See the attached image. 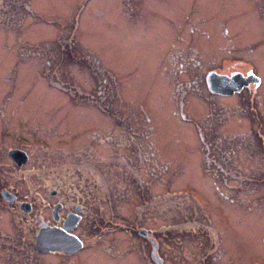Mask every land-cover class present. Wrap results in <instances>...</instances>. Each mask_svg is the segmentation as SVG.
<instances>
[{"label":"rangeland","instance_id":"1","mask_svg":"<svg viewBox=\"0 0 264 264\" xmlns=\"http://www.w3.org/2000/svg\"><path fill=\"white\" fill-rule=\"evenodd\" d=\"M247 1L0 0V178L52 199L27 169L89 147L110 198L78 225L90 245L80 264H157L141 229L165 264H264V117L254 96L206 86L244 45L264 67V0ZM9 147L29 151L24 176ZM75 168L46 175L68 181ZM4 205L0 236H18ZM10 250L0 264H23Z\"/></svg>","mask_w":264,"mask_h":264},{"label":"flooded vegetation","instance_id":"2","mask_svg":"<svg viewBox=\"0 0 264 264\" xmlns=\"http://www.w3.org/2000/svg\"><path fill=\"white\" fill-rule=\"evenodd\" d=\"M247 2L249 4H252L254 1L251 3V1L249 0ZM258 31H260V28L258 29ZM262 35L264 38V30ZM226 36L229 37L228 30L226 31ZM230 47L233 49L235 48L234 45H230ZM194 49V55L196 56V46ZM244 49L245 52L242 53L246 56L225 55V65L227 66V70L223 74L219 73L225 78L224 84L228 86L226 87V89L232 87V84L236 82V79L242 82L240 88L238 89L239 86L238 84H236L235 87L238 90H235L229 95H220L211 93L209 90L208 91L212 95L220 98H234L244 92L249 95V98L254 96L253 98L256 99L255 107H257V111L259 110V113L264 117V67H260L259 63L261 62L259 60H255L252 55L255 52L254 45L253 47L244 45ZM250 53H252L251 56ZM180 54V52H176V55ZM181 63L180 65L182 66L183 64ZM209 72L218 73L216 70L211 69L206 73V75ZM223 107L228 108L227 105H224ZM257 133L258 135L263 136L264 130L258 127ZM47 148L48 147H45V149ZM88 148L89 147H85L80 155L77 153L75 154L76 156H79V159L76 161L50 164V166L48 165V167L47 165H44L42 161L36 160L35 165L27 169L30 172V175L28 174V180H30V178L32 177L35 178V180L38 181V187L47 191L49 197H51L52 199H49L48 197L46 198L45 194H42L40 191H36V189H33L31 191L29 197L21 194V190L19 189L20 187H18L17 184L14 185V183H16L18 179H21V177H10L11 180L4 179L3 181V178H0V210L2 206H5L4 204L9 205L10 209H13L11 211L12 222L18 229H21L18 236H14L11 233L8 234L9 238L0 236V238H6V240L8 241V243L6 244L3 240L0 239V247L9 245L11 250L7 251V255L15 257L14 260H16L17 262H23V264H33L34 255L39 254V256L37 255L39 259L42 258L43 255L53 253H58L59 255H61L60 258L62 260H69L67 264H80L81 262H83V256L85 255V252L88 250L90 245L85 247L82 235L77 232L78 225L84 222L83 217L88 210L95 208L99 210L102 209V204L106 201L108 202L110 198L104 179L99 172L97 165L94 164V162L96 161L99 162V158H97V160L92 158L91 154L88 153ZM13 149L22 150L27 154L28 159L26 163L18 165L13 161L21 172V175L24 176L25 174H27V170L24 169V165H27L29 163L30 153L28 150H26V147L8 148L9 151ZM70 166H76L74 170L76 171V174L72 175V177L68 181L64 176H51L52 173L49 176L46 175L47 172H52L56 168L67 169ZM77 168L80 169L82 173L81 176H78ZM45 200L50 201L48 204L52 206L50 219L48 216H46V218L43 217V207L45 206L46 202ZM78 200L80 202H78ZM111 211L113 210L111 209ZM0 215H2V212H0ZM30 215H34L33 217L37 215V217H35L37 230L36 232H33L34 234H32L31 230V226L33 229L34 221L29 219ZM113 223L115 225L122 224L121 222ZM110 229L111 228L107 227L103 230L109 231ZM44 230H49L50 233L56 235L57 238L52 235L49 244H47L48 242H44V245L40 246L45 247L51 245L52 248L42 251L37 245H35V243H38V236ZM3 232L4 230L0 225V233ZM139 233L143 235V237H147V240L152 246L150 251L151 259H154V261L156 260L155 263L158 264L157 259H155L153 256V243L156 242L153 241L152 237H150L148 229H141L139 230ZM59 236H61V239L58 238ZM69 237H72V239ZM21 238L22 240H20ZM31 241H33L35 247L33 250L31 249ZM34 252H36L37 254H35ZM80 252L82 258L80 256ZM111 254L113 255V253ZM143 255L146 256L147 254ZM161 257L162 258L158 256V259L161 261V263L159 264H165L166 261L164 257ZM23 259H25V261H23Z\"/></svg>","mask_w":264,"mask_h":264},{"label":"water","instance_id":"3","mask_svg":"<svg viewBox=\"0 0 264 264\" xmlns=\"http://www.w3.org/2000/svg\"><path fill=\"white\" fill-rule=\"evenodd\" d=\"M224 80L225 78L221 75H218L215 72H209L206 75V85H207V89L211 92V93H215V94H220V95H229L231 93H233L235 90H238L241 86V81L239 80H235L236 82L234 84H232V87H229L226 89V86L224 84ZM238 84V89L235 87V85ZM9 156L10 158L15 161L18 165L24 164L27 162V154L22 151V150H18V149H13L9 151ZM52 235L57 238L56 235L51 234L49 230H44L39 236H38V242L39 244H37V246L40 248V250L44 251V250H49L51 247V245L49 246H45V247H40L44 245V242H48L47 244H49V241L52 238ZM74 237V236H73ZM59 239H61V236L58 237ZM72 239V237H69ZM46 244V245H47ZM153 256L155 259H157L158 264L161 263V261L158 259V256L156 254V244L154 243L153 245ZM57 248H62V247H57Z\"/></svg>","mask_w":264,"mask_h":264},{"label":"trees","instance_id":"4","mask_svg":"<svg viewBox=\"0 0 264 264\" xmlns=\"http://www.w3.org/2000/svg\"><path fill=\"white\" fill-rule=\"evenodd\" d=\"M27 6V5H26Z\"/></svg>","mask_w":264,"mask_h":264}]
</instances>
